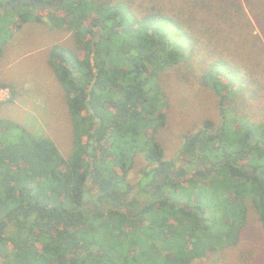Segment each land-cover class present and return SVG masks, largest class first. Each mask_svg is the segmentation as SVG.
I'll use <instances>...</instances> for the list:
<instances>
[{"label": "trees", "instance_id": "trees-1", "mask_svg": "<svg viewBox=\"0 0 264 264\" xmlns=\"http://www.w3.org/2000/svg\"><path fill=\"white\" fill-rule=\"evenodd\" d=\"M30 22L74 33L49 62L73 148L0 119V264H195L264 224V0H0V56ZM172 70L222 117L183 136L185 169L157 139Z\"/></svg>", "mask_w": 264, "mask_h": 264}, {"label": "rangeland", "instance_id": "rangeland-1", "mask_svg": "<svg viewBox=\"0 0 264 264\" xmlns=\"http://www.w3.org/2000/svg\"><path fill=\"white\" fill-rule=\"evenodd\" d=\"M58 44L74 49L73 31L54 28L50 22H30L4 46L0 56V119L22 124L34 134L49 138L62 155L68 156L73 148L71 115L65 90L49 64ZM163 78L168 107L164 110L165 126L159 129L157 139L164 146L165 159H174L177 169H185L187 163L178 157L183 136L208 119L219 128L222 117L212 91L186 86L174 70L165 72ZM146 165L144 156H140L130 180L138 181ZM194 171L190 169V173ZM195 264H264V224L256 211L250 209L239 241Z\"/></svg>", "mask_w": 264, "mask_h": 264}, {"label": "water", "instance_id": "water-1", "mask_svg": "<svg viewBox=\"0 0 264 264\" xmlns=\"http://www.w3.org/2000/svg\"><path fill=\"white\" fill-rule=\"evenodd\" d=\"M242 170H245L246 172H249L248 169H246L245 167H242Z\"/></svg>", "mask_w": 264, "mask_h": 264}]
</instances>
